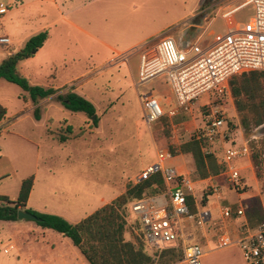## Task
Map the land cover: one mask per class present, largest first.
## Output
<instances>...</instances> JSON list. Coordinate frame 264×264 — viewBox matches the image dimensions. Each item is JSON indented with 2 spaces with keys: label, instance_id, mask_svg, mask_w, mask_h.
I'll return each mask as SVG.
<instances>
[{
  "label": "rangeland",
  "instance_id": "rangeland-1",
  "mask_svg": "<svg viewBox=\"0 0 264 264\" xmlns=\"http://www.w3.org/2000/svg\"><path fill=\"white\" fill-rule=\"evenodd\" d=\"M218 1L0 0L7 8L0 16V35L6 34L10 39L9 45H0V61L21 49L39 28L47 26V45L34 59L18 64L20 73L30 84L50 87V83H65L59 93L72 91L89 96L98 117L97 126L93 127L92 117L89 120L81 113L65 110L55 97L34 103L18 86L0 79V104L6 109L0 125V197L15 200L22 181L32 178L30 208L39 213L61 214L67 222L81 220L86 212L119 196L124 183L133 184L142 169L153 165L159 144H166L171 153L178 154L180 146L192 139L194 129L201 126L205 106L222 101L230 131L225 148L246 144L250 149L248 169L240 171L243 160L232 162L240 168L238 184L242 190L237 193L247 192L240 204L247 210L250 198L257 197L264 213V124L244 132L231 95L222 98L209 92L193 101L189 112H184L176 107L162 76L139 87L135 84L137 54L158 37L169 36L179 49L189 51L195 43L204 49L212 38L224 35L221 22L208 28L203 23L216 10ZM246 17L243 11L241 18ZM85 32L100 37L117 52ZM162 94L163 100H157L165 116L148 126L143 120V103ZM170 108L179 111L178 115L167 118ZM190 121L194 123L188 126ZM155 133L161 138L157 140ZM60 137L68 141L61 142ZM214 155L220 164L221 146L214 147ZM188 178V195L193 198L197 213L211 207L213 186L224 197L231 193L236 197L225 175L200 179L190 174ZM91 188L88 210L85 205L82 210L79 206L72 216L65 215L66 200L71 201L68 196L90 192ZM230 205L235 208L238 203ZM218 218L203 229L196 227V220L191 222L200 247L204 238L210 240L212 236V242L217 239ZM133 222L129 214L124 241L135 239ZM201 250L200 264H245L234 246ZM145 252L157 259L154 250L146 247ZM75 254L81 256L69 238L42 229L32 220L0 221V264H67L66 258Z\"/></svg>",
  "mask_w": 264,
  "mask_h": 264
},
{
  "label": "built area",
  "instance_id": "built-area-1",
  "mask_svg": "<svg viewBox=\"0 0 264 264\" xmlns=\"http://www.w3.org/2000/svg\"><path fill=\"white\" fill-rule=\"evenodd\" d=\"M253 8V14L239 28L228 30L212 46L203 49L195 44L189 51L179 49L169 36H160L149 47L139 53L136 86H142L152 79L165 78L177 108L190 111L193 101L204 94L213 92L218 97H229V81L235 77L253 71L264 72V0H246ZM7 12L0 3V16ZM10 40L0 37V45L6 46ZM144 122L150 126L164 117L159 101L154 97L143 103ZM202 127L195 132V139H203L207 145L205 154H213L215 146H221L223 155L221 163L225 167L224 174L231 188L238 184L240 173L232 164L234 160L248 158L250 149L246 144L239 147L225 148L230 131L227 126V115L222 101H213L202 111ZM177 116V110H170L168 118ZM172 155L165 145L157 148L153 165L147 167L136 179V183L149 179L159 173L165 190L151 197L131 202L128 212L139 224L143 232L145 247L154 252L167 249L181 241L182 260L185 264H200L202 250L198 244H185L181 237V222L184 219L196 220L201 227L206 215L190 213L186 199L189 196L190 180L184 178L168 165ZM211 196L217 202L225 200L218 187H212ZM245 207L238 205L218 206V222L215 224L218 236L216 247L224 249L237 247L245 264H264V222L255 228L247 222L239 226L232 235L225 226V221L245 219Z\"/></svg>",
  "mask_w": 264,
  "mask_h": 264
},
{
  "label": "trees",
  "instance_id": "trees-1",
  "mask_svg": "<svg viewBox=\"0 0 264 264\" xmlns=\"http://www.w3.org/2000/svg\"><path fill=\"white\" fill-rule=\"evenodd\" d=\"M47 38V31H40L28 38L21 49L7 54L0 61V79L18 86L28 94L34 103L38 99L55 95L56 100L65 110L81 113L89 120L95 116L91 120V124L96 127L98 117H96L95 107L90 101L72 91L57 94L58 90L52 87L31 85L28 79L20 73L18 64L32 58ZM229 90L242 130L248 133L263 125L264 72L253 71L233 77L229 81ZM34 113L35 117H38V111L36 110ZM5 116L6 109L0 104V125ZM155 138L158 140L161 136L155 133ZM66 140V137H60L61 142ZM206 145L207 143L203 139L192 138L179 148L181 154L192 156L195 166V171L192 174L200 179L216 176L225 171L224 165L217 163L214 153L212 155L203 153V148ZM171 154L174 156L173 151ZM31 188L32 178H29L22 181L15 200L4 196L0 197V221H17L18 211H27L39 219L35 222L38 227L52 230L69 238L89 264H173L183 258L181 241L178 240L175 246L155 252V255L158 256L154 260L145 252L143 232L136 221L132 224V229L135 232L134 241L129 242L123 239L124 228L129 217L128 205L144 197L156 196L165 190L159 173H155L145 181L128 184L121 195L76 224H71L57 215L27 209L26 202ZM232 190L240 192L242 188L235 187ZM186 202L190 213L195 215L197 212L193 198L187 196ZM202 203L204 204L205 201L203 200ZM244 215L251 228L264 222L263 209L257 197L250 198L249 207L245 210Z\"/></svg>",
  "mask_w": 264,
  "mask_h": 264
},
{
  "label": "crops",
  "instance_id": "crops-1",
  "mask_svg": "<svg viewBox=\"0 0 264 264\" xmlns=\"http://www.w3.org/2000/svg\"><path fill=\"white\" fill-rule=\"evenodd\" d=\"M14 1V0H12ZM52 2V1H51ZM218 7H216V10L209 13L208 14V18L205 17L204 18V24L206 25V28H208L210 25H214L215 23H219L221 22L222 24V28H224V34L228 32V30H232V29H237L239 28L243 23L247 22L248 19L252 16L253 14V8L251 5H248L246 3V0H219L218 1ZM107 11H109V9H106ZM206 11V9L203 10V12ZM243 11H246V14H247V17L246 18H241V13ZM211 14V15H210ZM211 16V17H210ZM207 18V19H206ZM1 24V22H0ZM73 25V24H72ZM0 28H2V25L0 26ZM48 28L47 26H42L41 28H39V32ZM195 28L199 29L201 28L199 25H196ZM92 40L102 44L103 46L107 47L108 49H110V51L112 52H117L112 46H110L108 43L104 42V40H102L100 37L98 38L97 36H94V35H91V34H88L87 32H85ZM222 35L220 36H216L215 38H212V41L209 42V44H206L205 48L204 49H207L209 48L210 46H212L220 37H222ZM0 37H6L9 39V37L6 35V34H3V35H0ZM10 40V39H9ZM48 40H49V35H48V38L46 40V42L43 44V46L37 51V53L32 57L30 58L29 60H32L34 59L40 52H42L44 46L47 45L48 43ZM197 44V43H195ZM194 44V45H195ZM15 52V50H14ZM119 54V53H117ZM138 58H139V54H137V63H138ZM28 60V61H29ZM27 62V61H25ZM25 64V63H24ZM23 66V65H21ZM137 67L138 65L136 66L135 68V71H134V79H136V76H137ZM19 69V67H18ZM21 70V69H19ZM167 84V83H166ZM31 85H36V84H31ZM65 83H62V84H52L50 83L49 86L58 90V93L57 94H61L59 93V90L64 87ZM37 86H41V85H37ZM168 86V85H167ZM169 88V86H168ZM169 92H171L170 88L168 90ZM172 94V93H171ZM82 97H84L85 99H87L88 101H90L92 104L93 102L88 99V97L84 94H78ZM51 97H56L55 95L54 96H51ZM51 97H48V98H51ZM173 97V96H172ZM47 98V99H48ZM156 99H159V100H163L164 98V95H160L158 97H154ZM56 99V98H55ZM174 100V98H173ZM175 102V101H174ZM176 105V104H175ZM94 106V105H93ZM177 107V106H176ZM170 110H175V108H170ZM169 110V111H170ZM168 111V112H169ZM167 112V113H168ZM178 112L177 111V115H178ZM165 116V114H164ZM167 116V115H166ZM168 118V117H167ZM84 123H86V121H84ZM194 122L193 121H190V123H188L189 125L188 126H191ZM193 127V126H192ZM202 127V123H201V126ZM200 127H196L193 131V134H192V138L195 139V132L198 128ZM191 130V129H190ZM51 135V134H50ZM73 140V139H71ZM196 140V139H195ZM68 141V140H67ZM166 145V144H165ZM165 145H161V146H165ZM160 144H159V147H161ZM243 162H244V166L241 167L240 171L244 170V169H248L251 165H250V161H249V158H244L242 159ZM152 164H148L144 169H142L137 175H136V178L135 180L133 181V184H136V179L137 177L139 176V174H141L143 171H145V169L149 166H151ZM168 165L171 166L172 168H174L176 170V172L178 173V175L184 177V178H188L190 174H192L195 170V166H194V162H193V159H192V156L190 154H181L179 152V149H178V154L172 156L171 160L168 162ZM220 175H225V174H220ZM189 179V178H188ZM208 179H211L208 177ZM126 183L123 184V190L121 192V194L125 191L126 189ZM32 189H33V185H32V188H31V191L29 193V196H28V200L26 202V208L27 209H31L33 210L32 208L29 207V197L31 195V192H32ZM92 189H90V192H79V194L77 195V192H74L70 195V197L68 196V198L71 199V201L69 200H66V205L64 207V213H66L65 215L67 216H72L74 212L77 211L78 207L80 206L82 210L84 208V205L86 206V209L88 210L87 208V203L89 205L90 203V197L89 195L91 194L92 192ZM236 193V197H232V193L231 194H227L225 195V202L227 201L228 203H225L224 201L223 202H217L213 199L212 196H210L213 201H211V207H208V208H203L201 211L198 210V213H203L206 215L205 217V223L203 226L201 227H198L196 226L197 228H202L206 225V224H209V223H213L214 220H216V218H218L217 216V210H218V206H220L221 204L223 205H230V203H233V202H237L238 205H241V200L243 196L246 195L247 192H244V193H237V191L235 190H232ZM120 194V195H121ZM84 195V196H83ZM118 197V196H117ZM67 198V197H66ZM88 198V199H87ZM116 198V197H115ZM115 198H112L111 200H108L106 202H103V204H101L100 206H96V208H93L92 210H90V212H86V214H84V217L81 219L83 220L85 217H87L88 215H90L91 213H93L94 211H96L97 209L101 208L102 206L106 205V204H109L112 200H114ZM249 199V198H248ZM73 200V201H72ZM240 200V201H239ZM86 202V203H85ZM196 205V204H195ZM91 206V205H90ZM230 206H233V205H230ZM237 206V205H235ZM34 211H37V210H34ZM197 212V211H196ZM43 213V212H42ZM82 213V212H80ZM49 214V213H47ZM50 214H53V215H60L62 216L61 214H58V213H50ZM63 219H66V216H62ZM81 220H71L69 221V223L71 224H76L78 222H80ZM246 219H236V220H227L225 221V226L226 228L228 229V231L232 234V235H235L239 226L242 225L243 223H245ZM191 222H193L192 220H189V219H184L182 222H181V237L184 241L185 244H198L196 242V239L197 237L194 236V229H192V226L193 224H191ZM194 226V228H196ZM32 228V227H31ZM33 232V230H32ZM204 232V231H203ZM202 232V233H203ZM205 233H203V238L205 236ZM212 237V236H211ZM211 237L210 240L204 238V241H202L201 243V247H206L208 249H215V246H216V240H211ZM195 241V242H194ZM146 249V248H145ZM78 250V249H77ZM79 251V250H78ZM80 252V251H79ZM81 254V253H80ZM65 262H67V264H86L85 262H87L85 260V258L81 255H74V256H68L65 260ZM88 263V262H87ZM177 263H181V264H184L185 262L183 260L181 261H178L176 263H173V264H177ZM45 264V263H44ZM47 264V263H46ZM89 264V263H88Z\"/></svg>",
  "mask_w": 264,
  "mask_h": 264
},
{
  "label": "water",
  "instance_id": "water-1",
  "mask_svg": "<svg viewBox=\"0 0 264 264\" xmlns=\"http://www.w3.org/2000/svg\"><path fill=\"white\" fill-rule=\"evenodd\" d=\"M95 116L92 117L94 119ZM17 220H32L34 222L39 221L34 215L28 213L27 211H18Z\"/></svg>",
  "mask_w": 264,
  "mask_h": 264
}]
</instances>
